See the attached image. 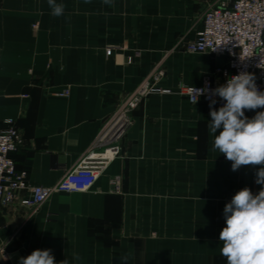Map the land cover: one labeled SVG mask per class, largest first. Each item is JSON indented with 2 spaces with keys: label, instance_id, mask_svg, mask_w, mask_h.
<instances>
[{
  "label": "crops",
  "instance_id": "crops-1",
  "mask_svg": "<svg viewBox=\"0 0 264 264\" xmlns=\"http://www.w3.org/2000/svg\"><path fill=\"white\" fill-rule=\"evenodd\" d=\"M212 1L57 0L65 12L54 17L47 0H0V130L8 118L21 129L12 157L31 183L54 185L86 152L103 154L93 148L103 127L162 58L159 85L171 90L133 110L90 190L55 192L37 209L18 201L0 209L5 264L35 249H51L57 264H122L129 252L127 264H227L224 207L244 187L259 192L261 166L232 171L213 150L209 102L178 92L226 61L176 48L181 35L196 37Z\"/></svg>",
  "mask_w": 264,
  "mask_h": 264
},
{
  "label": "built area",
  "instance_id": "built-area-1",
  "mask_svg": "<svg viewBox=\"0 0 264 264\" xmlns=\"http://www.w3.org/2000/svg\"><path fill=\"white\" fill-rule=\"evenodd\" d=\"M201 20L202 28L196 32L194 39L186 40L184 50L224 56L226 61L206 73L201 84L183 83L178 92L195 104L191 99V90L208 87L209 92L200 96L197 103L209 102L207 96L212 89L226 83L228 77L241 72L254 74L258 89L264 91V0H215L204 9ZM161 75L163 71L155 68L154 72L118 106L93 145V148L104 146L103 154L93 150L86 152L74 167L67 170L59 181L51 186L31 183L27 170L17 168L12 153L23 141L22 131L14 118L6 119V127L0 130V209L15 201L37 209L55 192L90 190L105 167L104 156H113L118 152L119 146L116 142L133 124L132 112L143 101V94L151 89L149 83L159 80ZM153 90L171 91L159 86ZM215 99L219 107L222 106L224 101L219 97ZM114 185L117 190L120 188L118 179L114 180Z\"/></svg>",
  "mask_w": 264,
  "mask_h": 264
},
{
  "label": "clouds",
  "instance_id": "clouds-1",
  "mask_svg": "<svg viewBox=\"0 0 264 264\" xmlns=\"http://www.w3.org/2000/svg\"><path fill=\"white\" fill-rule=\"evenodd\" d=\"M85 3H90V0H85ZM103 3L111 6L112 0H103ZM47 4L54 17L64 15L63 3L47 0ZM191 92L192 102L196 104L209 89L193 88ZM215 97L224 101L218 109L214 107L217 103ZM207 98L211 117L208 129L214 137L213 150H218L231 161L232 171L241 166H261L255 179V183L261 185L259 192L253 194L249 187H244L224 207L225 227L219 234V240L223 242L220 253L227 259V264H264V110L256 111L264 109V91L258 89L254 74L241 72L212 89ZM246 110L256 114L249 118L245 115ZM131 256V252L122 255V264H127ZM74 259L79 261L81 258L75 255ZM18 264L57 262L51 249H35L26 257H20ZM59 264H69V261L66 258Z\"/></svg>",
  "mask_w": 264,
  "mask_h": 264
},
{
  "label": "rangeland",
  "instance_id": "rangeland-1",
  "mask_svg": "<svg viewBox=\"0 0 264 264\" xmlns=\"http://www.w3.org/2000/svg\"><path fill=\"white\" fill-rule=\"evenodd\" d=\"M213 2V1H212ZM211 2V3H212ZM210 4V3H209ZM33 26V28L34 29H36L37 27H38V24L37 23H35V24H33L32 25ZM186 40H189L188 38H186V36L185 35H181V37H180V39H179V41H178V43L176 44V48H179V49H183L184 50V48H183V46H184V43L186 42ZM185 51V50H184ZM127 61H128V63H131L132 61H133V59H134V57L133 56H128L127 58ZM165 65H166V63H165V59L164 58H162L160 61H158L154 66H153V68L147 73V75H145V77L141 80V82L139 83V85H141L145 80H146V78H148L153 72H154V69L155 68H157V69H160V70H162L163 71V75H161V77L159 78V80H154V79H152L151 80V78H149L151 81H155L154 83L153 82H151V83H149V87H151V89L149 88V90H148V92H145L144 94H143V100L146 98V97H148L149 95H151V94H157V93H167V92H159V91H156V90H153L154 88H156V87H161L160 85H159V82L164 78V77H166L167 76V71H166V68H165ZM208 73H210V72H208ZM156 82H157V84H156ZM139 85L137 86V87H139ZM192 85H194V84H192ZM136 87V88H137ZM136 88L135 89H133V90H131V91H129L125 96H124V99H123V101L121 102V104L136 90ZM161 88H163V87H161ZM158 89V88H157ZM151 90V91H150ZM69 92H70V90H69V88H64V89H62L60 92H59V94L60 95H64V96H66V95H68L69 94ZM141 105V104H140ZM139 105V106H140ZM138 106V107H139ZM137 107V108H138ZM104 128V127H103ZM0 249H1V247H0ZM1 253H2V249H1ZM3 254V253H2ZM4 258V257H3Z\"/></svg>",
  "mask_w": 264,
  "mask_h": 264
},
{
  "label": "water",
  "instance_id": "water-1",
  "mask_svg": "<svg viewBox=\"0 0 264 264\" xmlns=\"http://www.w3.org/2000/svg\"><path fill=\"white\" fill-rule=\"evenodd\" d=\"M0 254H2V253H1V249H0ZM0 262H1V264H5V261H4L3 256H0Z\"/></svg>",
  "mask_w": 264,
  "mask_h": 264
}]
</instances>
